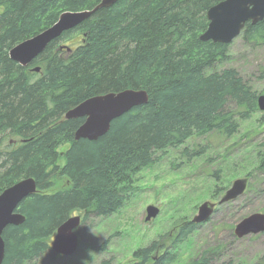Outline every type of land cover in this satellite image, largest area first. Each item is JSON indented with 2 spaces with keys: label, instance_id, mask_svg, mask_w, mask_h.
Listing matches in <instances>:
<instances>
[{
  "label": "trees",
  "instance_id": "trees-1",
  "mask_svg": "<svg viewBox=\"0 0 264 264\" xmlns=\"http://www.w3.org/2000/svg\"><path fill=\"white\" fill-rule=\"evenodd\" d=\"M221 1L118 0L21 66L10 58L11 48L52 26L62 13L93 9L100 0H0V194L25 178L37 183L36 194L18 209L25 221L4 230L2 264L55 257L50 242L74 211H119L136 176L159 153L193 136L234 137L238 119L259 111L258 93L236 69L209 72L227 56L228 46L199 37L209 24L207 11ZM77 31H83L77 45L60 43ZM241 34L248 44L264 46V21L247 23ZM126 89L146 90L148 103L113 120L97 140H75L85 118L66 119V113L91 97ZM261 146L252 145L251 153L258 151L254 169L264 177ZM61 177L69 185L51 191ZM197 227L187 222L171 244L153 241L138 249L135 264H172V250ZM219 250L186 264H232L219 263Z\"/></svg>",
  "mask_w": 264,
  "mask_h": 264
},
{
  "label": "rangeland",
  "instance_id": "rangeland-1",
  "mask_svg": "<svg viewBox=\"0 0 264 264\" xmlns=\"http://www.w3.org/2000/svg\"><path fill=\"white\" fill-rule=\"evenodd\" d=\"M82 34L83 31L71 33L60 43L75 46L83 38ZM227 46V56L216 62L209 72L232 67L258 95H264V46L248 44L242 34ZM237 131L234 137L227 138L219 134L193 136L184 145L159 153L156 162L136 176L119 211L109 216L86 214L83 210L71 214L81 216L78 247L72 255L46 254L37 264H103L106 261L108 264H135L140 261L134 257L135 251L153 241L162 242L161 247L171 244L179 227L192 221L199 206L206 201L216 203L211 217L199 224L188 239L176 245L172 250L175 257L172 264H186L204 251L219 246V263H262L264 236L237 238L231 229L243 218L264 212V177L254 169L258 151L251 153L252 145L262 143L264 146V111L238 119ZM235 143L237 147L233 146ZM250 143L252 145L245 147ZM68 147L64 145L59 151L64 152ZM59 164L64 166L62 158ZM239 178H247L250 191L246 189L243 196L218 205L219 199ZM68 185L61 177L51 191ZM217 188L222 190L220 196L215 195ZM150 205L158 207L160 212L147 222L146 209ZM163 252V249L157 250L155 257Z\"/></svg>",
  "mask_w": 264,
  "mask_h": 264
},
{
  "label": "water",
  "instance_id": "water-1",
  "mask_svg": "<svg viewBox=\"0 0 264 264\" xmlns=\"http://www.w3.org/2000/svg\"><path fill=\"white\" fill-rule=\"evenodd\" d=\"M117 1L100 0L93 9L62 13L52 26L11 48L9 51L10 58L21 66H28L62 34L81 26L91 19L97 11L112 7ZM207 19L209 21L208 27L199 39L202 42L228 45L241 35L247 23L256 25L264 21V0H223L209 8ZM62 49L69 50L65 46ZM34 70L39 72L40 67H36ZM148 100V92L143 89L110 92L83 101L70 109L65 118H85L83 124L75 132V140L88 139L93 141L109 132L113 120L135 107L147 104ZM258 107L259 110L264 111V95L262 94L258 97ZM247 186V178L236 179L218 201V205L242 196ZM36 192V180L29 177L18 181L0 194V264L3 263L5 257L4 230L10 225L18 226L25 221V216L18 209ZM215 207L216 203L210 201L202 203L198 208L197 215L191 222L195 224L207 222ZM159 212L158 207L148 206L145 221L149 222L155 219ZM80 224L81 216L74 215L58 227L51 244V250L54 254L70 256L77 250L79 242L77 229ZM260 233L264 234V212L253 213L243 218L234 229V235L237 238Z\"/></svg>",
  "mask_w": 264,
  "mask_h": 264
},
{
  "label": "flooded vegetation",
  "instance_id": "flooded-vegetation-1",
  "mask_svg": "<svg viewBox=\"0 0 264 264\" xmlns=\"http://www.w3.org/2000/svg\"><path fill=\"white\" fill-rule=\"evenodd\" d=\"M234 233V232H233ZM234 235V234H233ZM262 236H264V234H261ZM235 236V235H234Z\"/></svg>",
  "mask_w": 264,
  "mask_h": 264
}]
</instances>
